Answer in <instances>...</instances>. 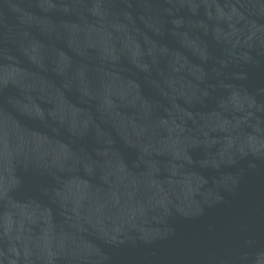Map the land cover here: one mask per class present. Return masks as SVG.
<instances>
[{
  "label": "water",
  "instance_id": "1",
  "mask_svg": "<svg viewBox=\"0 0 264 264\" xmlns=\"http://www.w3.org/2000/svg\"><path fill=\"white\" fill-rule=\"evenodd\" d=\"M0 264H264V0H0Z\"/></svg>",
  "mask_w": 264,
  "mask_h": 264
}]
</instances>
